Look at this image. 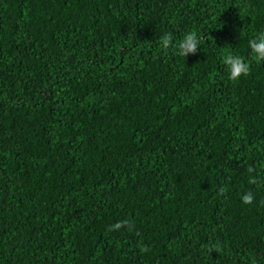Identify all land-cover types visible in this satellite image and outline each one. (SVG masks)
I'll return each instance as SVG.
<instances>
[{"label": "trees", "instance_id": "1", "mask_svg": "<svg viewBox=\"0 0 264 264\" xmlns=\"http://www.w3.org/2000/svg\"><path fill=\"white\" fill-rule=\"evenodd\" d=\"M261 32L264 0H0V264H264Z\"/></svg>", "mask_w": 264, "mask_h": 264}, {"label": "clouds", "instance_id": "2", "mask_svg": "<svg viewBox=\"0 0 264 264\" xmlns=\"http://www.w3.org/2000/svg\"><path fill=\"white\" fill-rule=\"evenodd\" d=\"M201 41L198 35L192 31L188 32L178 42L174 43L171 34L166 33L160 37V46L167 51L169 48L175 49V54L178 56H188L189 54H195L199 48ZM248 46L252 52L253 59L257 62L264 61V32H261L258 36L248 41ZM222 63L227 67L228 79L230 81H238L242 76H247L250 73V65L245 62V59L241 56L233 54L231 51H225ZM248 173H253L255 170L252 167L247 169ZM251 181L255 182V177H251ZM223 194V192L221 193ZM254 201V196L251 192L245 193L242 196V202L244 204H251ZM122 227H127L132 230L133 224L129 221H121L113 224L108 231L119 230ZM210 250H219L218 245H213ZM142 252L148 251L147 248L142 247Z\"/></svg>", "mask_w": 264, "mask_h": 264}]
</instances>
